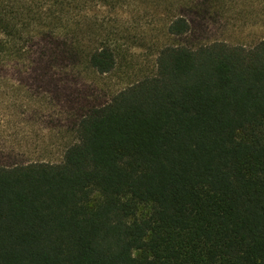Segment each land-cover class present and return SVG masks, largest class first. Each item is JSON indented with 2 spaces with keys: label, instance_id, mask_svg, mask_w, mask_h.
I'll list each match as a JSON object with an SVG mask.
<instances>
[{
  "label": "trees",
  "instance_id": "1",
  "mask_svg": "<svg viewBox=\"0 0 264 264\" xmlns=\"http://www.w3.org/2000/svg\"><path fill=\"white\" fill-rule=\"evenodd\" d=\"M93 1L108 13L137 2L0 0V264H264V38L152 42L153 72L86 108L58 160L42 156L48 132L29 128L45 108L16 74L39 41L42 84L82 57L112 71L129 26L88 20ZM167 14L162 35L190 31Z\"/></svg>",
  "mask_w": 264,
  "mask_h": 264
},
{
  "label": "rangeland",
  "instance_id": "2",
  "mask_svg": "<svg viewBox=\"0 0 264 264\" xmlns=\"http://www.w3.org/2000/svg\"><path fill=\"white\" fill-rule=\"evenodd\" d=\"M137 3L138 0L131 3L130 7L118 8L113 13H108L105 6L95 1L86 5L88 20L98 19L104 25L114 26L118 29L117 34L121 30L117 26L122 20L128 23L129 39L126 42L118 41L115 48L116 64L112 71L99 74L82 57L67 62L66 69L62 70L66 74L63 75L65 79L62 82L51 78L48 83L42 84L44 81L33 79L43 69V63L39 60L40 48L43 46L40 41L35 55L36 63L33 65L36 68L33 67L30 71L21 68L20 72L11 67L7 68L9 76L18 72L16 77L21 84L30 79L36 85L31 84L27 88L25 84L26 90L40 93L37 94V100L45 108L42 113L45 115L29 129L38 134V137L41 133L48 132L43 140L44 146L48 145L50 152L42 154L43 157L54 161L60 158L62 148L75 140L76 120L86 108L108 101L119 89L153 72L155 45L151 46L152 42L185 43L194 47L221 40L228 44L250 46L264 38V0H165L162 2L163 6H158L153 14L151 11L150 15L135 20L133 17L136 16L132 17L129 10L137 5L143 9ZM168 12L181 13L188 18L190 31L186 35L167 37L158 30ZM37 83L43 85V88H37ZM30 131V136L36 138ZM1 144L0 141V146ZM44 146H39V149ZM34 149H38L37 143L36 146L35 143L30 145V150ZM1 160L4 159L0 153Z\"/></svg>",
  "mask_w": 264,
  "mask_h": 264
}]
</instances>
